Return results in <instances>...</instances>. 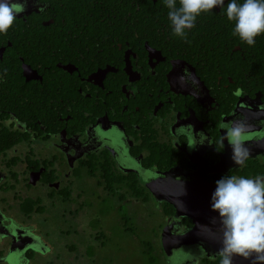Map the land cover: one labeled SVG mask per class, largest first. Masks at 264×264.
Masks as SVG:
<instances>
[{"label": "flooded vegetation", "instance_id": "flooded-vegetation-1", "mask_svg": "<svg viewBox=\"0 0 264 264\" xmlns=\"http://www.w3.org/2000/svg\"><path fill=\"white\" fill-rule=\"evenodd\" d=\"M77 2L93 24L66 22L61 14L62 48L41 39L35 51L30 42L36 21L51 10L49 0H27L29 9L0 33V264L95 262L114 223L124 241L135 238L146 264H220L200 244L164 250L162 236L185 233L194 223L147 186L204 197L222 177L264 175V33L254 46L234 36L230 0L204 14L206 23L186 29V39L173 34L162 3L148 10L158 0ZM53 22L40 20L47 28ZM97 28L102 32L90 31ZM238 120L250 126L243 165L233 162L225 140L224 125ZM182 125H192L193 133ZM104 169L122 179L114 191L99 184ZM89 186L90 195L83 191ZM89 198L96 228L79 240L82 254L61 241L77 239ZM94 202L108 204L111 220L95 213ZM140 207L148 208L143 221ZM140 222L148 235L143 242ZM239 261L233 264H250Z\"/></svg>", "mask_w": 264, "mask_h": 264}, {"label": "clouds", "instance_id": "clouds-1", "mask_svg": "<svg viewBox=\"0 0 264 264\" xmlns=\"http://www.w3.org/2000/svg\"><path fill=\"white\" fill-rule=\"evenodd\" d=\"M164 3L169 9L173 34L186 39V29L195 26L196 18L223 6L225 0H179V6L177 0H164ZM26 8L27 0H0V33H6ZM226 15L229 21L235 22L232 34L249 46H254L255 38L264 33V0H243L242 4L230 0ZM249 127L243 120L224 125L225 140L236 165H243L250 155L243 139ZM185 128L193 133L192 125H182L181 131ZM200 135L204 141L206 137L202 132ZM211 208L219 213L221 223L220 264H233L237 256L249 260L250 264H264V175L254 178L225 176L217 180Z\"/></svg>", "mask_w": 264, "mask_h": 264}, {"label": "water", "instance_id": "water-1", "mask_svg": "<svg viewBox=\"0 0 264 264\" xmlns=\"http://www.w3.org/2000/svg\"><path fill=\"white\" fill-rule=\"evenodd\" d=\"M29 9V4H27ZM18 14L17 17H19ZM52 20L44 23L45 25L51 23ZM28 70L24 69V72ZM154 198L159 201H167L176 208L177 215H184L193 220L194 226L185 233L176 235L170 234L168 237L162 236V244L165 251L172 248H178L181 245L200 244L205 247L206 252L210 255L217 254L221 246L222 233L219 213L213 211L211 208V196L216 187L211 190V196L206 190L203 197V191L193 193L184 192L185 194L175 193L174 187L171 186H147ZM207 195V198H206ZM210 196V197H209ZM181 210L186 213H181ZM171 243L169 246L165 244ZM239 263L243 261L241 257H234L233 260H239Z\"/></svg>", "mask_w": 264, "mask_h": 264}, {"label": "rangeland", "instance_id": "rangeland-1", "mask_svg": "<svg viewBox=\"0 0 264 264\" xmlns=\"http://www.w3.org/2000/svg\"><path fill=\"white\" fill-rule=\"evenodd\" d=\"M83 179H88V178L86 175L83 174ZM85 182H87V181H85ZM91 190H92L91 186H89L88 191L85 188L83 189L84 193L89 194V195L91 194ZM94 203H95L94 211L96 214H103L104 216H108V214H107L108 204L105 206L104 209H102L101 205H100L101 202L100 203L94 202ZM90 204H91L90 198L83 202V211H84L85 215H83L81 220L78 222L79 235H78L77 239L76 240L65 239V240L61 241L63 243L64 242L70 243L73 246H75L77 249L80 247V249H81L80 252L82 254L84 253V248H81L79 240L83 239V237L85 235L95 233L94 228H96V226L92 223V213H91L90 208H89ZM111 205H114V202H112ZM102 211H103V213H101ZM147 211H148V208L140 207L138 209L137 215H139V217H140L139 221H143V218L146 217ZM114 216L117 217L116 214H114ZM111 217L112 216H108L107 220H111ZM140 225H142L141 222L138 223V225H136V228L138 226V232L136 234L141 239V241L143 242L144 240L146 241L148 239V235L143 233V232H140ZM70 226L71 225L68 224L65 227L68 229V228H70ZM90 226H92L93 228L92 227L90 228ZM110 227H111V225L109 224V230H111V233L108 234L107 230L106 231L104 230L105 231L104 232V238H102V240H100L101 242H108V240H109L110 241L109 245H106L104 248L99 249L100 257L98 258V260H96L95 262H92L90 258L83 257L82 262L80 264H135V261H138L139 258H140V260H142L143 264H146L147 263V257L142 255V253L138 247V244H137L138 242L136 240H134L135 238L132 237V240H130V242L128 240L124 241L122 239L123 233H122L120 226L118 224L114 223L112 225V227L111 228ZM135 231H136V229L133 228V233H135ZM52 237H53L52 239L56 240L57 242L59 241V234L58 233H56V235H52ZM44 242H45V240H44ZM119 242L126 243L125 249L124 248L121 249V248L117 247V243H119ZM112 243H114V245H112ZM38 246L40 247V249H42L41 244H38ZM65 253L68 254V251H65ZM77 253H79V251L74 252L72 255H75Z\"/></svg>", "mask_w": 264, "mask_h": 264}, {"label": "trees", "instance_id": "trees-1", "mask_svg": "<svg viewBox=\"0 0 264 264\" xmlns=\"http://www.w3.org/2000/svg\"><path fill=\"white\" fill-rule=\"evenodd\" d=\"M158 2L159 3L157 5H153L152 3H148V10L152 11L154 8L158 7L159 4L162 3L164 5V7L166 8V13H164L165 17L167 18V20H169L168 19L169 9L166 7L164 0H158ZM238 3L242 4L243 0H238ZM49 4H50V7L48 9H51V10L47 11V15H45V16L42 15L36 21V24L38 26L37 37L31 36L33 38L30 40V42L32 43L35 51L37 49L36 46H39V44L41 43V39L44 40L43 44H51V46L56 50L59 48V45H60V48H62L60 40L65 35V30H63V29L60 30V27H59V24H60L59 16L61 14L66 15V22H73V23L82 22V23H88V25L93 24V22L85 21V19H88L87 17H89V14L86 12L87 10L84 8V5L81 8V4L79 2H77V0H49ZM89 6H90V4L88 5V7ZM177 6H179V0H177ZM59 8H63V9H59ZM206 13L207 12L201 13L196 18L195 24L201 23V22L206 23L205 17H204V14H206ZM48 18H54L53 24L50 25L48 28L41 26L40 20L48 19ZM98 22H100V20ZM168 25L171 26L170 21H168ZM99 28H101V27H99ZM90 31L93 32V34L94 33L99 34L102 32L101 29H98V30L91 29ZM112 31H114V30H112ZM43 32H46L48 37H45ZM123 32L124 31H122L120 34H118V36L120 38H123V36H124V35H122ZM115 33H117V32H115ZM64 37H66V35ZM57 56H56V58H57ZM56 58L54 57L55 60H52L51 57L47 58L48 63H51V67H53V69L56 68V66L54 65L55 62L57 61ZM89 174L91 175V171ZM114 183H118V184L122 183V179L119 178V176L116 172H114V171L111 172L110 170L104 169V171H102V174H100L99 184L102 186H109L107 189L114 191L115 190V186L113 187ZM130 187H131L130 188L131 190H135V188H132L133 186H130ZM143 199H145V198H143Z\"/></svg>", "mask_w": 264, "mask_h": 264}]
</instances>
